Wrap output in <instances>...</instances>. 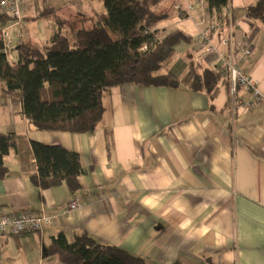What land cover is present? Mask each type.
I'll use <instances>...</instances> for the list:
<instances>
[{
    "label": "crops",
    "instance_id": "crops-1",
    "mask_svg": "<svg viewBox=\"0 0 264 264\" xmlns=\"http://www.w3.org/2000/svg\"><path fill=\"white\" fill-rule=\"evenodd\" d=\"M84 1V8H72L78 17L61 18L58 0H22L25 26L11 20L0 28L15 26L16 47L48 45L57 26L38 17L40 9H54L66 36L68 22L75 33L88 30L105 12L101 0ZM256 1L228 0L221 11L227 13L223 31L213 40L216 52L202 53L194 41L206 24L220 21L217 15L209 13L206 0H164L150 32L161 39L179 30L188 42L177 45L160 73L181 76L190 63L214 71L224 53L264 93V28L248 11ZM223 38L229 40L225 47ZM243 45L250 55L240 60ZM223 80L212 100L183 86L110 87L102 96L100 125L90 134L35 130L22 113L19 93H7L0 81V132L15 135V146L3 159L0 215L29 210L54 220L40 232L0 235V264H62L46 255L58 232L68 241L86 233L148 264H264V105L251 101L241 84L232 91ZM105 131L113 139L109 155ZM31 141L79 155L84 173L77 192L32 183ZM72 201L79 206L68 210Z\"/></svg>",
    "mask_w": 264,
    "mask_h": 264
},
{
    "label": "trees",
    "instance_id": "trees-1",
    "mask_svg": "<svg viewBox=\"0 0 264 264\" xmlns=\"http://www.w3.org/2000/svg\"><path fill=\"white\" fill-rule=\"evenodd\" d=\"M163 1L101 0L105 12L92 22L90 29L78 30L75 41L60 31L65 22L54 9L44 7L38 17L51 18L57 26L52 42L41 47L19 44L14 67L8 65L0 41V81L7 93H19L28 124L37 131L93 133L102 120L103 94L121 84L166 89L183 86L191 92L205 93L212 100L224 81L218 73L197 63H190L181 76L160 73L161 65L177 45L188 42L179 30L161 39L150 32L159 21L156 9ZM206 3L209 13L220 19L228 0ZM248 11L264 28V0L249 5ZM11 20L0 15V23ZM112 145V134L105 131L108 155ZM14 146L15 135L0 132V180L7 173L3 159ZM30 148L36 165V172L30 175L33 184L40 189L63 186L69 193L79 190L84 170L76 152L37 141H31ZM46 255L56 256L62 264H148L86 233L68 241L64 233L58 232L51 237Z\"/></svg>",
    "mask_w": 264,
    "mask_h": 264
},
{
    "label": "built area",
    "instance_id": "built-area-1",
    "mask_svg": "<svg viewBox=\"0 0 264 264\" xmlns=\"http://www.w3.org/2000/svg\"><path fill=\"white\" fill-rule=\"evenodd\" d=\"M21 2L22 0H0V15H6L12 18L13 23L17 27H24L26 22L21 18ZM192 5H188V9H192ZM220 21H214L206 24L197 34L194 41V47L202 53L216 52L213 44L214 38L223 31L222 22L227 13H220ZM14 25L7 26L0 30V41L2 43V52L6 57L10 67L17 64L16 44L11 36L14 31ZM229 40L223 38L220 45L225 47ZM250 55V50L243 45L239 48V59L245 60ZM214 72L220 77L227 78L232 91H234L237 83L241 84L251 94V101L262 103L264 105V93L259 92L254 83L250 81L246 74L240 70L231 60H227L224 53H219L218 65ZM76 201L68 204V210H74L78 207ZM54 220L46 216L43 212L36 214L26 210L17 213L0 215V235L4 237L16 236L26 232H40L43 226L53 225Z\"/></svg>",
    "mask_w": 264,
    "mask_h": 264
},
{
    "label": "rangeland",
    "instance_id": "rangeland-1",
    "mask_svg": "<svg viewBox=\"0 0 264 264\" xmlns=\"http://www.w3.org/2000/svg\"><path fill=\"white\" fill-rule=\"evenodd\" d=\"M57 1V0H55ZM58 4H60L62 6V11L60 12L59 16L61 18H76L78 17L79 15L74 13L72 11V8L73 6H76L77 8H81V7H85V3L87 4L86 1L84 0H78V1H74V0H58ZM93 7L96 6V3H92ZM85 28H89V27H85ZM75 28L73 26L72 23H69L67 24V27H66V36L71 40V41H75Z\"/></svg>",
    "mask_w": 264,
    "mask_h": 264
}]
</instances>
